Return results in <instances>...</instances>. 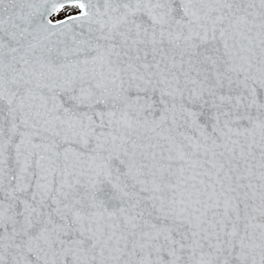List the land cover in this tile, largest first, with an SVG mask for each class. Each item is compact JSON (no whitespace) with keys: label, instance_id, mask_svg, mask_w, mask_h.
<instances>
[{"label":"snow or ice","instance_id":"obj_1","mask_svg":"<svg viewBox=\"0 0 264 264\" xmlns=\"http://www.w3.org/2000/svg\"><path fill=\"white\" fill-rule=\"evenodd\" d=\"M0 264H264V0H0Z\"/></svg>","mask_w":264,"mask_h":264}]
</instances>
